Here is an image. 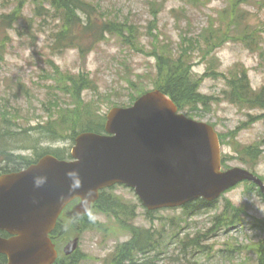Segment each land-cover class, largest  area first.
<instances>
[{"label": "rangeland", "instance_id": "rangeland-1", "mask_svg": "<svg viewBox=\"0 0 264 264\" xmlns=\"http://www.w3.org/2000/svg\"><path fill=\"white\" fill-rule=\"evenodd\" d=\"M83 1L91 3L110 20L132 24L136 30L134 45L129 48L117 37L105 36L86 59L73 49L54 52L51 45L59 28L58 20L36 17L34 6L28 2L15 30H8L10 42L0 62V118L5 116L20 128L32 130L30 135L12 130L20 136L3 144L12 143L16 147L9 153L8 168L18 167L15 162L32 163L46 151L59 150L68 157L73 146L69 130L58 127L57 131L65 134L58 136V141L49 142L45 138L48 122L56 124L61 115L76 111V103L56 79L86 76L92 86L81 93L83 104L102 118L115 107L129 105L140 91L153 90L158 71L156 55L160 53L153 52L155 45L177 54L181 51L180 39L182 43L185 35L191 41L183 48L191 57V78L200 81L199 92L209 100L207 107L183 114L210 124L224 139L221 159L228 169H247L264 181V119L252 120L264 112L238 110L224 95L228 91L226 78L234 69L245 72L253 92L264 88V0ZM14 7L11 0H0V15L10 13ZM153 9L158 11L154 13ZM207 33L214 40L218 38L213 43L216 47L208 53L204 44ZM244 123L247 126L243 129ZM38 127L41 128L36 130ZM236 129L237 134L230 139L229 134ZM249 146L257 150L245 155ZM107 194L122 200L129 209L133 207V226H151L133 190L116 186ZM227 201L238 208L236 226H223L214 220V216L222 214ZM155 215L156 229H162L164 234L173 231L179 240L200 236V250L205 252L190 254L189 250L182 252L180 246L170 245L154 264H254V245L264 240V197L249 183L224 193L211 211L187 216L174 209L160 210ZM88 218L84 223H73L71 231L63 226L66 233L54 237L58 238L59 247L79 238L78 250L68 261L105 264L114 247L128 241L130 235L112 216L94 210ZM89 221L95 226L81 229Z\"/></svg>", "mask_w": 264, "mask_h": 264}, {"label": "water", "instance_id": "water-1", "mask_svg": "<svg viewBox=\"0 0 264 264\" xmlns=\"http://www.w3.org/2000/svg\"><path fill=\"white\" fill-rule=\"evenodd\" d=\"M158 90L130 107L111 109L104 135L81 133L64 161L50 155L20 173L0 176V254L6 264H52L48 235L61 211L75 199L70 214L81 216L99 191L115 185L132 188L148 211L178 208L191 201L217 200L241 182L264 183L247 170L221 171L220 143L212 126L177 112ZM78 239L63 249L76 250Z\"/></svg>", "mask_w": 264, "mask_h": 264}, {"label": "trees", "instance_id": "trees-1", "mask_svg": "<svg viewBox=\"0 0 264 264\" xmlns=\"http://www.w3.org/2000/svg\"><path fill=\"white\" fill-rule=\"evenodd\" d=\"M181 1L188 3V1L192 0ZM193 1L200 2V0ZM28 2L34 6L36 17H53L58 20L59 28L52 37L53 44L51 45V49L54 52L62 53L65 49H73L78 51L79 57L86 59L89 53L94 50V47L106 39L105 36L117 37L122 41V45H126L129 48L134 45L135 36L133 34H135L136 30L132 24L127 23L126 20L122 24L112 19L110 20L104 17V14L98 12L91 3H86L83 0H11V3L15 6L14 9L10 13L0 15V62L3 61L6 48L10 42L8 30H15L14 27L21 19V13ZM153 10L154 13L158 11V9ZM229 18L232 19V16L229 15ZM217 40L218 38L214 40L207 33V36L204 38L207 53L216 47L213 43L217 42ZM190 44V38L183 35L182 43L180 39L182 53L180 51L176 54L172 50H166V47L158 49L156 45L153 52L158 53L160 51V53L157 55L156 53H152L154 56L156 55V69L158 70L153 87L165 93L176 104L180 112L196 111L199 107H207L209 100V98L198 92L200 81L191 78L189 63L191 62V57L188 51L183 49ZM226 79L228 91L224 95L225 99L227 97L228 102L234 104L239 110L247 108V110L251 111L259 109L264 112V88L259 92H253L245 72L240 69L230 71ZM55 81L58 85L62 84L64 88L61 87V89L67 90L66 94L69 93L72 97L73 102L76 103V111L67 116L61 115L56 124L48 122L45 126V130L47 131L46 140L55 142L58 141V136L62 137L65 135L57 131L58 127L69 130L72 140L81 132H103L104 117H99L94 109L87 108L81 98V93L92 86L88 78L79 75L77 79L74 77L66 79L64 77L63 80L59 78ZM141 93L143 92L140 91L138 96ZM136 98H133L130 103ZM257 119H264V114L261 117L257 115L255 118H252L253 121ZM246 126L247 123H244L243 129ZM40 128L38 127L36 130ZM12 130H18L19 134L23 135H30L29 133L32 132L30 128H20L13 120H6L5 116L0 118V162H7L10 159L9 153L16 149L12 143L3 145L7 140H16L20 136ZM236 134L237 129L229 134L230 139H233ZM10 135L11 138H9ZM220 142L221 145H226L224 139L220 138ZM1 146L6 149H3ZM248 148L250 150L247 149L245 155H249V152L251 153L252 150H257L256 147L249 146ZM235 150L238 151L237 148ZM46 154H51L59 159H66L64 153L59 150L56 152L46 151V153L38 157ZM222 166L228 168L226 162H223ZM1 169L0 167V171H2ZM260 178L263 180L262 177ZM250 185L252 189L255 188L253 184ZM98 201L93 211L95 210L106 216L114 217L121 225V228L126 230L130 235L128 241L117 244L114 247L115 249L106 259L105 264H154L160 258L159 256L165 254L170 245L180 246L182 252L189 250L190 254L192 251L194 254H203L205 252L200 250L202 248L199 242L200 236L191 239L185 237L179 240V235L173 231L164 234L162 229L160 231L156 229L153 224L156 220L155 213L158 211L154 213L146 211L145 217L151 223V226L149 228H137L131 223L135 215L133 207L129 209L122 200L107 194V192H102ZM216 203V201L207 203L202 199L195 200L181 207L180 210L187 216L191 214L197 215L204 211L213 210ZM237 211L238 208L233 207L227 201L225 206H223L222 214L214 216V220L215 222L220 221L223 226H236L237 219L235 214ZM84 218L87 219L88 217ZM73 223H76V221ZM73 223L64 222L61 225L58 223L55 233L62 236L66 233L63 226L68 227L67 230L71 231ZM84 226L81 229L85 230L94 227L95 224L89 221ZM254 253L256 255L254 264H264V240L254 245ZM76 262H72V264H77Z\"/></svg>", "mask_w": 264, "mask_h": 264}, {"label": "flooded vegetation", "instance_id": "flooded-vegetation-1", "mask_svg": "<svg viewBox=\"0 0 264 264\" xmlns=\"http://www.w3.org/2000/svg\"><path fill=\"white\" fill-rule=\"evenodd\" d=\"M24 168H26V166H23V168H20V169H18L19 171H21V170H24ZM19 171H15V172H19ZM7 174V173H6ZM73 205H75V204H72V206ZM72 206L70 207V209L72 208ZM70 209H68V210H70ZM68 210H65L62 214H61V218L63 219V218H65V217H67V218H70V213H69V211ZM62 219H60V220H62ZM71 219V218H70ZM6 262H7V260H6V257H4V258H0V264H6ZM61 264H70V261H66V260H64Z\"/></svg>", "mask_w": 264, "mask_h": 264}]
</instances>
